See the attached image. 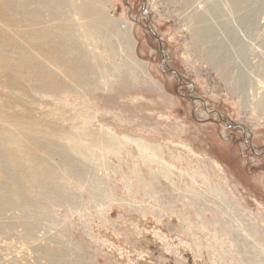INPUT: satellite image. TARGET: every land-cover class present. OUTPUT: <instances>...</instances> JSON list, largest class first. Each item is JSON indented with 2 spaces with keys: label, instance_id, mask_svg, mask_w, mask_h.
Returning a JSON list of instances; mask_svg holds the SVG:
<instances>
[{
  "label": "rangeland",
  "instance_id": "374dc122",
  "mask_svg": "<svg viewBox=\"0 0 264 264\" xmlns=\"http://www.w3.org/2000/svg\"><path fill=\"white\" fill-rule=\"evenodd\" d=\"M40 1L0 0V132L69 165L3 157L0 264H264V0Z\"/></svg>",
  "mask_w": 264,
  "mask_h": 264
},
{
  "label": "bare ground",
  "instance_id": "6f19581e",
  "mask_svg": "<svg viewBox=\"0 0 264 264\" xmlns=\"http://www.w3.org/2000/svg\"><path fill=\"white\" fill-rule=\"evenodd\" d=\"M41 1H42V4H41L42 6H48L49 3L51 2V0H41ZM229 1L232 5L233 4L238 5L244 0H229ZM29 2H31V0H29ZM77 10L81 14V16H83V17L85 16L87 18L91 15V13L95 12L94 14H98V12L96 10V6L91 3V0H85L83 5L80 8H78ZM214 11H216V12L219 11L218 6H217V9ZM221 11L222 10H220V13H221ZM97 23H99V24L101 23L100 25H106V26H109V24L113 25L111 23V21H108L107 18L105 16H102V15L101 16L98 15ZM197 31L199 32L198 37L203 39L204 38L203 33L205 32V30L204 29H198ZM44 34L47 35L49 40H51L53 37L52 33H50L49 31L44 33ZM196 35H197V33H196ZM43 40L46 41V39H43ZM45 46H48V45L47 44L45 45V43H44L43 47L45 48ZM48 49H47V51H48ZM43 70H44V68L40 67V66H37V68H36L37 75L40 76V74H41L46 83L51 85L55 82H58L55 79L56 77L54 75H51L50 73H47V72L43 73ZM71 74L73 77H77V75L74 71H71ZM32 130L34 132L38 133V131L36 130V127H34ZM27 132H29V131H27ZM27 132H25V126H22V125L8 126V127H5L4 129H1L0 133H3L4 135H6L7 138L4 140H2L0 138V163H1V160L3 159V157H5V159H7V161L10 163V165H12L15 168L16 159L19 157V155L20 154L25 155V161L28 163H31L32 171L29 172V174L25 175L23 177V179H24L25 183L28 182V184H30V186H32L33 189H36L41 183H45L47 181V178H48L47 173L48 172H52L55 175L58 167L66 168L69 165V163H68L67 159H62V160H60L61 161L60 166H58V167L57 166H50L49 168H47V163L49 161H52L49 158V156H51L53 153L50 152L49 150H46V148L44 146H41L37 143L38 142L48 143L49 137H46V136L43 137V136H40L38 134H35V135H37V137L33 139V141H34V145H33V143L29 139V134ZM84 135H90V134H89V132H85ZM21 137L25 138V140L19 141V139ZM71 137H72V140L73 139H74V141L76 140V136L74 134H72ZM52 138L58 139V137H56V136H54ZM22 142H29V144L22 143ZM74 143L77 144V142H74ZM21 147H23L27 150L22 151ZM43 148H44V151H43ZM5 171L6 170L0 164V211L11 209L14 206H23V205L28 206L30 204V202L26 198L28 191L20 193V190H17V191L8 190L10 184L7 180V174ZM52 189L53 190L51 192L42 191V190L37 191L35 199H34L35 202L41 203V204H46V203L49 204L50 203V199H49L50 193L59 195L56 188H52ZM55 201L57 203H59L61 201V199L56 198ZM36 206L39 208L38 205H36ZM40 207L43 208V206H40Z\"/></svg>",
  "mask_w": 264,
  "mask_h": 264
}]
</instances>
